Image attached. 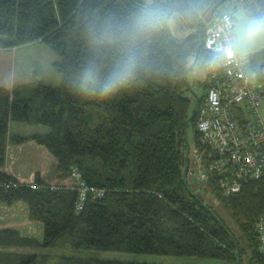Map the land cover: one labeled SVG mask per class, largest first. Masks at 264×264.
I'll return each instance as SVG.
<instances>
[{
	"label": "trees",
	"instance_id": "16d2710c",
	"mask_svg": "<svg viewBox=\"0 0 264 264\" xmlns=\"http://www.w3.org/2000/svg\"><path fill=\"white\" fill-rule=\"evenodd\" d=\"M217 2L214 16L238 4L252 17L264 14V0H157L169 18L151 41L149 70L117 96L101 99L69 87L86 54L80 21L86 12L126 16L146 0H0V50L45 42L60 57L61 77L55 86L43 80L0 85V167L9 139L14 144L33 140L55 158L57 181L66 182L76 168L87 184L105 191L101 198L88 195L78 209L75 189L50 184L38 172L32 183H24L0 170V203L22 201L28 218L42 223L39 238L1 228L0 264H201L198 259L264 264L255 231L264 212V177L244 182L228 196L218 191L239 235L194 192L187 174L183 179L185 122L203 102L219 61L209 66L213 53L199 48L196 62L205 71V90L194 108L184 94L186 73L212 22L206 13ZM249 56L264 86V47ZM219 78L216 71L213 80ZM11 119L42 124L47 131L9 138ZM195 122L196 113L190 121L194 146L199 139ZM189 160L190 154L188 165ZM103 251L164 255L180 262L98 257Z\"/></svg>",
	"mask_w": 264,
	"mask_h": 264
},
{
	"label": "built area",
	"instance_id": "2783aa9c",
	"mask_svg": "<svg viewBox=\"0 0 264 264\" xmlns=\"http://www.w3.org/2000/svg\"><path fill=\"white\" fill-rule=\"evenodd\" d=\"M234 24L230 6L213 15L204 32V49L214 54ZM216 71L220 78L213 80ZM211 79L196 111L199 139L189 153L187 179L205 188L214 183L228 196L238 192L244 182L264 177V121L260 112L264 86L255 78L248 54H237L231 62L220 60ZM63 184L77 191L78 209L88 195L101 198L105 192L87 184L76 168ZM255 231L264 258V212L256 220Z\"/></svg>",
	"mask_w": 264,
	"mask_h": 264
},
{
	"label": "clouds",
	"instance_id": "9594fccd",
	"mask_svg": "<svg viewBox=\"0 0 264 264\" xmlns=\"http://www.w3.org/2000/svg\"><path fill=\"white\" fill-rule=\"evenodd\" d=\"M169 18V10L157 0L126 16L85 13L80 21L86 54L69 79V87L78 95L107 99L131 87L149 70L151 41ZM264 39V14L250 17L226 34L223 43L209 58V66L218 61H233L246 42Z\"/></svg>",
	"mask_w": 264,
	"mask_h": 264
},
{
	"label": "rangeland",
	"instance_id": "374dc122",
	"mask_svg": "<svg viewBox=\"0 0 264 264\" xmlns=\"http://www.w3.org/2000/svg\"><path fill=\"white\" fill-rule=\"evenodd\" d=\"M233 13H235L237 23L234 28H232L230 33L233 32L238 27V25L245 23L250 17H252L248 13H245L242 8H236ZM242 47L245 50L244 54H248L249 52H252L256 49L259 50L264 47V39H258L253 42H246L242 45ZM59 60L60 57L57 55V53L47 43L42 41L31 42L19 47L0 50V85L11 87V84L34 82L37 80H43L46 84L52 86L58 85L61 80L60 74L57 69V62ZM193 70L194 71L188 75V78L190 80L193 79L191 89H186L184 91V94L191 99L192 108L195 107V101H197V98H200L203 95L205 90L202 85H199L197 81H194V79L198 77L199 74H202V72H204L202 64L196 63ZM261 114L264 121L262 109ZM8 128V133L10 136L16 134L20 136H28L29 134L43 133L47 131V126L45 125H31L14 119L10 120ZM186 136L188 144H191L190 148L193 147L194 127L190 122L186 127ZM35 145L36 144H27L26 148L31 150L29 152L21 150L22 155L25 156V161H22L21 163L17 162L14 168H21L23 171H26L30 166L31 169H33L34 173L36 172V170L44 172V177L50 180L49 182L47 181L50 184L56 185V183H65L64 181L59 182L57 180H51V175L54 174L53 172L55 167V159L52 158L53 156L49 151L45 150L46 148L42 150V153L34 151ZM8 169L9 168H7V171L10 172ZM187 181L189 182V184L191 183L189 179H187ZM190 186L193 188L194 192L202 196L204 201L212 206L213 209L222 217L225 223L237 235H239L238 226L230 216L229 210L224 206L220 195H218V190L213 185L207 186L205 188L203 186H196L191 183ZM12 207L14 208H12L11 211H2L1 216H5L6 214L10 213L12 217L15 216V223H11L10 221H8L6 224H8L10 227V224H12L21 235L39 238L42 234V223L38 221H34L36 223L31 222L27 215L24 216V212H22V209H20L19 206ZM4 219L6 218L4 217ZM19 219L21 221H19ZM97 256L107 259L140 262H180V259L171 256L131 254L115 251H103L98 253ZM196 261L201 264H222L221 262L212 259H198Z\"/></svg>",
	"mask_w": 264,
	"mask_h": 264
},
{
	"label": "crops",
	"instance_id": "0c3cea01",
	"mask_svg": "<svg viewBox=\"0 0 264 264\" xmlns=\"http://www.w3.org/2000/svg\"><path fill=\"white\" fill-rule=\"evenodd\" d=\"M236 8H242V5H240V4H238V5H236V7H235V9ZM243 9V8H242ZM244 10V9H243ZM235 11V10H234ZM245 11V10H244ZM245 13H247L246 11H245ZM234 21H235V24H234V26L236 25V23H237V21H236V18H235V13H234ZM234 28V27H233ZM257 50V49H256ZM256 50H254V51H256ZM254 51H252V52H254ZM252 52H249L248 53V55L250 54V53H252ZM245 53V50H244V48L241 46V49L238 51V54H244ZM247 54V53H246ZM193 60H194V57H193V59L191 60V63L193 62ZM197 62L196 61H194V64H193V66H191V68H189V70H188V72L186 73V80H187V88L186 89H191V86H192V84H193V79H189L188 78V75L189 74H191L194 70H193V68H194V66H195V64H196ZM204 78H205V71L204 72H202V74H199L198 75V77H196L195 79H194V81L196 82L197 81V83L199 84V85H202V83L204 82ZM12 85V84H11ZM10 85V86H11ZM262 102H263V100H262ZM261 109H262V111H263V115H264V102L262 103V106H261ZM261 109H260V112H261ZM262 115V114H261ZM8 135H9V133H8ZM17 135V134H16ZM30 135H32V134H29L28 136H23V137H29ZM9 138H10V135H9ZM27 144L28 145H31V144H36L35 146H34V151H38V152H40V153H42V150L45 148L43 145H40V144H37V143H35V142H33L32 140H27L26 142H23V143H21V144H14V143H12V142H10V139L8 140V143H7V148H6V160H5V164L2 166V167H0V170L1 171H3V172H7V173H9V174H12L13 176H15L18 180H20L21 182H24V183H32L33 182V180H34V174L36 173V172H40L39 173V176L43 179V180H45V181H50V180H48L46 177H44V172H42V171H40V170H36V172L34 173V171H33V169H31V167L29 166L28 168H27V170L26 171H23L21 168H14L15 167V165H16V163L17 162H22V161H25V156L24 155H22V153H21V150L22 151H27V152H29V151H31L30 149H27L26 148V146H27ZM45 150H47V149H45ZM48 151V150H47ZM28 156V155H27ZM26 156V157H27ZM52 157V156H51ZM52 158H54V157H52ZM55 159V158H54ZM54 162L56 163V160H54ZM8 166V167H7ZM7 168H9L8 170L10 171V172H8L7 171ZM26 173H28V174H26ZM54 175V174H53ZM53 175H51L52 176V178H51V180L53 181V180H56V178H55V176L53 177ZM12 206H19L20 207V209H22V212H24L23 214H24V216H28V207H27V205L25 204V203H22L21 201H18V202H14L13 204H3V203H0V229L1 228H11V229H15V227L12 225V224H10L11 225V227L8 225V224H6L8 221H10L11 223L13 222V223H15V216H11L10 215V213H8V214H6L5 216H1V214H2V211H11L12 210V208H14V207H12ZM16 208H18V207H16ZM4 217L6 218V219H4ZM19 221H21L20 219H19ZM29 221V220H28ZM31 222H34V221H31ZM27 223V222H26ZM34 223H36V222H34Z\"/></svg>",
	"mask_w": 264,
	"mask_h": 264
},
{
	"label": "water",
	"instance_id": "95a60500",
	"mask_svg": "<svg viewBox=\"0 0 264 264\" xmlns=\"http://www.w3.org/2000/svg\"><path fill=\"white\" fill-rule=\"evenodd\" d=\"M221 2H217L216 4H214L213 6L210 7V9L207 11L206 13V16H205V19L206 21H209L212 17V15L214 14L215 10L220 6ZM173 36V35H172ZM202 46V42H200L198 45H197V48H196V53H195V56H194V60L193 62L189 65L188 69L191 68V66H193L194 64V61H196L197 59V53H198V50L199 48ZM197 101L199 102V98H197ZM198 107V105H197ZM197 107H195L194 111L189 115V117L186 119V122H185V129L187 127V124L193 119V116L194 114L196 113L197 111ZM185 141H186V144H187V151L185 153V170H184V173H183V179H185L186 177V174H187V169H188V157H189V144H188V141H187V136L185 135Z\"/></svg>",
	"mask_w": 264,
	"mask_h": 264
}]
</instances>
